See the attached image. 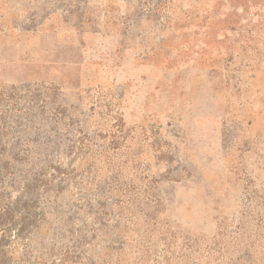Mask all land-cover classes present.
Segmentation results:
<instances>
[{
  "label": "rangeland",
  "instance_id": "obj_1",
  "mask_svg": "<svg viewBox=\"0 0 264 264\" xmlns=\"http://www.w3.org/2000/svg\"><path fill=\"white\" fill-rule=\"evenodd\" d=\"M0 264H264V0H0Z\"/></svg>",
  "mask_w": 264,
  "mask_h": 264
}]
</instances>
